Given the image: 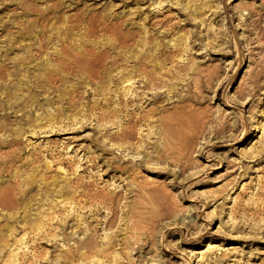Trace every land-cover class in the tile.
I'll return each instance as SVG.
<instances>
[{
	"label": "rangeland",
	"instance_id": "1",
	"mask_svg": "<svg viewBox=\"0 0 264 264\" xmlns=\"http://www.w3.org/2000/svg\"><path fill=\"white\" fill-rule=\"evenodd\" d=\"M59 1L128 81L58 74L56 0H0V264H264V0Z\"/></svg>",
	"mask_w": 264,
	"mask_h": 264
},
{
	"label": "bare ground",
	"instance_id": "2",
	"mask_svg": "<svg viewBox=\"0 0 264 264\" xmlns=\"http://www.w3.org/2000/svg\"><path fill=\"white\" fill-rule=\"evenodd\" d=\"M70 0H66L65 2H68ZM65 7L63 6V3L59 0H56L55 3L51 4L50 6H47L43 11H37L33 10L32 12L36 16V20H42L44 23H47L50 18H54L56 22L61 23L64 21V26L60 28H54L53 26H48V28H44L40 33L37 34V57L42 59L44 56L47 57L46 61L50 63H56L58 64V74L64 73L67 70L73 71L74 69L79 68V65H83L82 68H80L81 76L84 77V81H87L88 83H99L103 76L108 79V81L112 83H116L120 85V83H127V79L125 78L128 73L117 71L116 69H112L115 65V61L112 62H106L107 55H99L95 54L90 48L87 49V45L84 44L82 41L83 39H87L90 37V35L93 34V30H89V28L93 27H100L98 28V31L106 30L108 27L103 22L98 21L95 17H90L87 19L82 11H78V13L73 14L71 17L69 16L67 19L64 18L62 15V10ZM50 16V17H49ZM34 22V21H33ZM81 23L83 26H80ZM30 24V22H28ZM47 27V26H45ZM87 30L88 33H83V38L79 39V41L82 42L80 45H76L74 43V40L72 37L79 33L80 30ZM112 30H117V28L112 27ZM127 41V38L119 39V43L123 46H125V43ZM50 47L53 48V53H48V49ZM80 49V50H79ZM91 57V59H87V57ZM102 61V64L100 66H97L99 64V61ZM108 64H111L110 67H108ZM112 67V68H111ZM48 75L44 77L45 84H49L52 82H59L61 80L59 77L55 78L56 72L53 70H49ZM2 70L0 69V74ZM3 73V72H2ZM55 73V74H54ZM146 72H144L145 74ZM148 74V73H147ZM146 75V74H145ZM149 78V77H148ZM115 79V81H113ZM146 84L144 85V87ZM105 89V88H104ZM120 91H124V89H116L117 95L119 97ZM121 96V95H120ZM124 97V96H123ZM138 95L135 94L133 99H138ZM133 99H127L129 103L133 102ZM123 135V134H121ZM13 207V204L11 205ZM58 208L57 211L53 212L52 218L50 220L51 223L56 226L55 229H60L59 232H62L67 224L71 222V220L74 221L73 216H64L62 217L60 214L63 212L62 207H58L57 205H54L53 209ZM74 225H72L73 227ZM62 240L65 241V237L62 236ZM109 240V241H108ZM106 245L103 247L102 253H105L109 247L113 245V240L108 239ZM67 241V240H66ZM95 249V244L93 240V236L89 235L86 236V239L83 241H80L76 243L75 248L69 247L67 252L68 254H74L79 251H84V253H81V255H86L89 259L93 258V255L91 252ZM63 261H68L69 257L67 254L62 257Z\"/></svg>",
	"mask_w": 264,
	"mask_h": 264
}]
</instances>
